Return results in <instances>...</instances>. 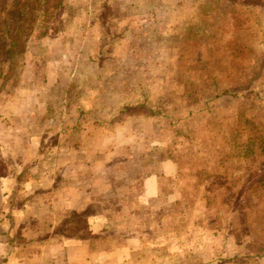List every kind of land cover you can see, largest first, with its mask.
Listing matches in <instances>:
<instances>
[{
    "label": "rangeland",
    "instance_id": "1",
    "mask_svg": "<svg viewBox=\"0 0 264 264\" xmlns=\"http://www.w3.org/2000/svg\"><path fill=\"white\" fill-rule=\"evenodd\" d=\"M193 2L205 6L195 10L189 7ZM224 15L226 19L232 17L233 21L231 33L222 45H227L229 66L226 68L232 70L235 84L234 79L244 68L241 57L262 51L263 44L259 41L264 43L261 24L264 0H0V117L25 119L20 122L18 118L16 122L12 118L11 124L22 125L30 135L56 132L61 128L63 117L77 111L81 97L96 89L108 90L114 74H120L119 78L129 79L142 89L139 93L143 96L135 106L129 107L150 115L153 133L159 130L160 116L167 120L169 158H175L173 149L179 146L176 139L180 137V141L184 139L181 146L187 149L185 159L193 165L192 150L197 149L195 131L202 135V129H210L214 124L217 141L226 137L229 147L231 142L227 136L232 134L236 146L246 149L242 155L227 154L225 159L222 154L216 155L219 167L213 174V184L207 186L203 194L198 193L199 187L193 186L187 176L185 200L169 205L166 219H160L156 206L152 207L151 219L147 214L144 217L138 206L135 208L134 223L138 227L145 221L149 236L159 233L161 226L168 231L176 226L180 229L184 248L177 252V264H264V106L255 100L238 103L236 99L216 94L220 99L212 98L218 104L207 105L201 100L192 105L191 101L198 97L191 95L190 82V88L186 89V79L182 81L189 99L182 106L176 103L175 90L166 91L162 87L161 93L158 89V85H173L176 80L173 72L166 78L163 74L150 75L151 70L161 69L162 62L169 65L174 62V58H166L159 51L152 53L150 46L146 47L160 25L173 29V24L184 23L189 29L192 18L201 25L203 16L216 20L223 19ZM216 27L209 26L213 32L207 35L189 34V43L200 46L222 43L223 27ZM109 34H113V39ZM256 43H259L257 47ZM131 49L137 52L130 54ZM199 62L204 63L202 71L206 82L218 81L213 72H222L223 66L216 67L217 62L209 63L204 58H199ZM134 67L133 74L127 72ZM261 68H264V58L256 60L250 68L247 90L237 89L232 91V96L239 98V94L246 91L252 99L251 93L258 92L256 82L264 72L258 74ZM199 92L206 97L205 89ZM227 117L233 119L234 130L224 136V129L229 128L225 124ZM234 125H240L245 132L241 137L236 131L239 128ZM155 140L154 136L148 158L152 163L159 158L154 150L159 141ZM231 141L234 145V139ZM236 146L235 149H239ZM235 157L245 163V168L239 170L234 163L228 165V159ZM173 254L169 252L168 258L175 264V252Z\"/></svg>",
    "mask_w": 264,
    "mask_h": 264
},
{
    "label": "crops",
    "instance_id": "2",
    "mask_svg": "<svg viewBox=\"0 0 264 264\" xmlns=\"http://www.w3.org/2000/svg\"><path fill=\"white\" fill-rule=\"evenodd\" d=\"M203 6L200 2L189 4L195 10ZM214 19L203 16L202 28L192 18L189 29L184 23H175L173 29L160 25L155 31L146 47L150 46L152 53L159 51L166 58H174V62L171 65L162 62L161 69L151 70L150 75L163 74L166 78L173 72L176 76L172 86L158 85V89L161 93L162 87L166 91L175 90L176 103L182 106L189 99L185 82L186 89L190 88L188 82L191 84V95L198 97L191 101L192 105L201 100L207 105L218 104L212 98L220 99L216 94L236 99L238 103L255 100L264 106V94H261L264 68L258 73L263 72L256 82L258 92L251 93L254 99L246 91L239 98L232 96V91L247 90L250 68L256 60L264 58L263 40L259 41L263 44L261 52L241 57L244 68L233 84L232 70L226 68L229 66L227 45H222L231 33L232 17L226 19L224 15L223 19ZM261 24L264 26V21ZM209 26L223 27L222 43L203 46L189 43V34L200 36L213 32ZM170 30L173 31L169 33ZM109 36L112 38L113 34ZM198 51L202 52L200 56ZM128 52L133 54L137 50ZM199 58L217 62L216 67L223 66L222 72H213L218 81L206 82L204 63ZM135 70L136 67L129 68L127 72L133 74ZM113 72L120 73L115 69ZM119 75L114 74L108 90L96 89L81 97L77 111L63 117L61 128L56 132L30 135L22 125L11 124L14 117H0V264H172L169 252L172 255L175 252L177 264V252L184 248L180 229L176 226L168 231L161 226L159 233L149 236L145 221L138 227L135 225V208L138 206L144 217L147 214L151 219L152 207L156 206L160 219H166L168 206L185 200L187 176L193 186L199 187L198 193L203 194L213 184V174L219 167L216 155L222 154L225 159L227 154L242 155L246 149L236 146L235 136H227L234 130L233 119L227 117L225 124L229 128L224 129L223 135L230 138L229 147L226 137L217 141L214 124L210 129H202V135L195 131L197 149L192 150L193 165L185 159L187 149L181 146L184 139L180 141V137L176 139L179 146L173 149L175 158H169L167 120L160 116L159 130L153 133L150 115L134 108L143 96L139 93L142 89ZM201 89L207 91L206 97L201 96ZM131 104L133 108L129 107ZM84 117L88 118L84 120ZM18 118L25 122L22 117L14 121L18 122ZM237 127L241 137L245 132L240 125ZM154 136L155 142L159 141L154 146L159 158L152 163L148 158ZM238 158L228 159V165L234 163L239 170L245 168V163Z\"/></svg>",
    "mask_w": 264,
    "mask_h": 264
}]
</instances>
